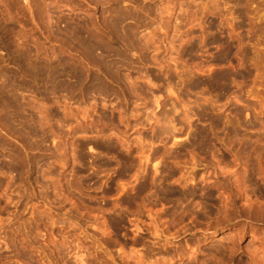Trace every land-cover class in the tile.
<instances>
[{"label": "rangeland", "instance_id": "rangeland-1", "mask_svg": "<svg viewBox=\"0 0 264 264\" xmlns=\"http://www.w3.org/2000/svg\"><path fill=\"white\" fill-rule=\"evenodd\" d=\"M135 1L0 0V71L25 53L103 79L0 100V264H264V0ZM113 5L144 14L116 81L54 31L113 47Z\"/></svg>", "mask_w": 264, "mask_h": 264}, {"label": "bare ground", "instance_id": "bare-ground-1", "mask_svg": "<svg viewBox=\"0 0 264 264\" xmlns=\"http://www.w3.org/2000/svg\"><path fill=\"white\" fill-rule=\"evenodd\" d=\"M28 4H29V2H31L32 3V1H34V2H36V0H25ZM107 1V0H106ZM116 1H120V0H116ZM130 1V0H129ZM133 1V0H132ZM12 2H13V4H16V7H17V0H12ZM19 2V1H18ZM33 2V3H34ZM69 2V1H68ZM105 2V1H104ZM135 2H137V0L135 1ZM30 3V4H31ZM54 3H56V2H54ZM100 3H102V2H100ZM111 3V2H110ZM115 3H117L118 4V2H115ZM114 3V4H115ZM138 3H140V2H138ZM57 4V3H56ZM22 5V6H21ZM142 5V4H141ZM19 6H21V7H23L24 5H23V3H21V2H19ZM31 6V5H30ZM29 6V7H30ZM114 6V5H113ZM112 6V7H113ZM116 6V5H115ZM115 6H114V8H115ZM138 5H136V8H138L137 7ZM39 7V6H38ZM122 7V6H121ZM121 7L119 6H116V8H115V10L117 9V8H119V9H117L115 12H113V17L111 16V14H110V17H112L111 18V20L109 19V21L107 22L108 24H109V26L108 27H110V38L113 40V47L110 45V48H113L111 51H110V48L107 46L108 44V42L106 43V45H102V43H99L98 42V40H97V36L96 37H94L93 35H92V33H90L91 31L90 30H88V29H86V23L84 24L83 22L82 23H79V22H72V21H68V20H66V21H63V26H62V28H61V25H60V22L63 20V15H60V13H59V15H57V17H56V19H57V21H56V24H54L55 25V30L54 31H56L59 35H61V36H64V37H67V36H70V39L72 38V42H73V40L76 42L75 44H78L77 46H79V47H82L83 49V52H80L79 51V53L81 54H84L86 57H87V60H89L88 61V64L90 65V66H95V67H97L98 69H100L101 70V72L103 71L105 74L104 75H107V76H109V78L111 77V78H113V81H116V79L118 78L119 79V77H117L116 76V73H117V71H119V70H121L120 68L122 67L123 68V66H124V64H126L125 62H126V57H128V56H124V55H126V53H127V50H129V52L130 51H133L132 49L133 48H136V45L133 43V41H135V39L136 38H134V37H136V36H134V35H136V34H134V32H136L135 31V29L136 28H134V27H132V25H130V23H129V21H138L137 19H143V17L142 18H140L141 16H144V14L143 15H140V13L138 14V15H140L139 17L138 16H133L132 15V13H129V12H131V10L128 12V10L126 9H121ZM20 8V7H19ZM26 8V7H25ZM149 8V7H148ZM17 9V8H16ZM144 10L141 12V13H143L144 11H147L146 10V8H145V5H144V8H143ZM151 10L150 11H152L153 9L152 8H150ZM19 10V9H18ZM26 10V9H25ZM114 10V9H113ZM140 10H142V6H141V8H140ZM135 11H137V10H135ZM23 12V11H22ZM134 12V11H133ZM148 12H149V10H148ZM147 12V13H148ZM112 13V12H111ZM152 13V12H151ZM23 14V13H22ZM37 14V13H36ZM136 14H137V12H136ZM145 14H146V12H145ZM152 15V14H151ZM106 19V18H105ZM131 19V20H130ZM132 19H135V20H132ZM145 20V19H144ZM101 21H103V19L101 20ZM107 21V20H106ZM135 21V22H136ZM141 21V20H140ZM87 22V21H86ZM91 22V21H90ZM105 22V21H104ZM139 22V21H138ZM107 23H105V25L107 24ZM134 23V22H133ZM137 23V22H136ZM135 23V24H136ZM107 24V25H108ZM144 24V23H143ZM93 25V24H92ZM95 25H97V24H95ZM137 25V24H136ZM140 25V24H139ZM142 25V24H141ZM140 25V26H141ZM90 26V25H89ZM143 26V25H142ZM50 27V26H49ZM87 27H88V25H87ZM91 27H94V26H91ZM91 27L89 28V29H91ZM51 28H52V26H51ZM53 28H54V26H53ZM52 28V29H53ZM134 28V29H133ZM139 28V27H138ZM137 28V30H139ZM96 29V28H95ZM94 30V29H93ZM104 30V29H103ZM107 30V29H106ZM100 32V31H99ZM98 33V32H97ZM104 33V32H103ZM137 33V32H136ZM94 34V33H93ZM99 34V33H98ZM97 34V35H98ZM229 34H230V32H229ZM107 37V36H106ZM69 38V37H68ZM2 40H4V39H2ZM100 40V39H99ZM108 40H109V38H108ZM111 40V41H112ZM137 40V39H136ZM1 41V40H0ZM5 41V40H4ZM101 41V40H100ZM123 41L125 42L124 43V45L123 46H125V49H121V45H119L121 42L123 43ZM209 41V40H208ZM68 42V41H67ZM101 42H104V41H101ZM136 42V41H135ZM190 42V41H189ZM213 42V41H212ZM110 43V42H109ZM112 43V42H111ZM5 44V43H4ZM73 44V43H72ZM0 45H2L1 44V42H0ZM145 45V44H144ZM193 45V44H192ZM205 45V44H204ZM76 46V47H77ZM74 47V46H73ZM75 47V48H76ZM144 47V46H143ZM72 48V47H71ZM124 48V47H123ZM137 48H140V46L139 47H137ZM146 47H144V49H145ZM12 49V48H11ZM77 50H79L78 48H76ZM81 49V48H80ZM98 49L100 50V54H101V56H99L100 58H98V57H94V55L96 54H94L93 55V53L97 50L98 51ZM141 49V48H140ZM138 52H139V49H136ZM141 52L143 51V49H141L140 50ZM145 52V51H144ZM19 53V52H18ZM125 53V54H124ZM143 53V52H142ZM142 53H140L139 55H141ZM223 53V52H222ZM11 55V54H10ZM15 55V54H14ZM13 55V56H14ZM30 55V54H29ZM28 54H26L25 55V53H24V55H23V53H21V54H19L18 55V57L16 56H14V58H16V59H12L13 60V63H14V65H15V67H14V70H6L5 69V71H0V78L2 79V80H0V100H1V103H2V105H1V107L3 106V109H4V111H6V110H14V109H18L17 107H19V106H17L16 107V98L14 97V93H15V89H18V87H28L29 85H31V82H35V84L37 83V82H41V83H43V84H45L47 87L49 86V87H56V86H62V85H64V84H67L68 86V88H69V90L70 89H73L74 87H76V89H77V87H79V88H81V89H87V87H90V89H96V88H103V82H102V80L100 81V79H98L97 77H99V76H97L96 74L95 75H92L91 73H86L88 70H86V72L85 71H79V70H77V68L75 69L74 67V69L73 68H71L70 66H68V64L66 65V62H65V64H63V63H59V64H56L55 62V64L54 63H50V64H46V63H42V62H40V63H38V62H32V59H31V57L29 56ZM97 55V54H96ZM127 55H129V54H127ZM12 56V55H11ZM84 56V58L86 59V57ZM143 56V58L140 56L139 58H140V60H142V59H144V55H142ZM7 57V56H6ZM29 57H30V59H29ZM11 58V57H10ZM217 58V57H216ZM224 58L226 59L227 57H226V52H224V55H222V57H220V59H219V57H218V60L216 61V62H218V61H222V60H224ZM84 59V60H85ZM128 59V58H127ZM11 60V59H10ZM83 60V59H82ZM145 60V59H144ZM143 60V61H144ZM128 61V60H127ZM215 61V60H214ZM87 62V61H86ZM92 64V65H91ZM128 64V63H127ZM126 64V65H127ZM9 65V64H8ZM71 65V64H70ZM125 67V66H124ZM1 68V67H0ZM85 68H87V67H85ZM112 68H113V71H112ZM90 69V68H89ZM81 70H83V69H81ZM229 72V71H228ZM86 73V74H85ZM121 73V72H120ZM20 75H24L27 79H25V80H23L24 81V83L22 84V83H19V81H18V77L20 76ZM97 76V77H96ZM218 79H220V80H222V81H225V80H227V78L229 77V75L228 74H216L215 75ZM117 77V78H116ZM100 78V77H99ZM106 78V77H105ZM110 78V79H111ZM24 79V78H23ZM70 79H72V83H68L67 81H69ZM211 80V79H210ZM210 80H209V82H210ZM212 80H214V79H212ZM22 81V82H23ZM119 83V82H118ZM223 83V82H222ZM125 84V83H124ZM189 84V83H188ZM201 83L200 82H195V83H191V85L189 86V89H196L199 85H200ZM37 86V85H36ZM32 87V86H31ZM64 87H66V85L64 86ZM66 87V88H67ZM36 88V87H35ZM67 88V89H68ZM21 89H23V88H21ZM27 89V88H26ZM31 89V88H30ZM86 89L85 90H83V91H86ZM101 89H99V90H101ZM89 90V89H88ZM98 90V89H97ZM188 90V89H187ZM90 91V90H89ZM72 92V91H71ZM101 92H103V91H101ZM91 93V92H90ZM89 96V95H88ZM20 101V100H19ZM19 103V102H18ZM17 103V104H18ZM21 107V106H20ZM2 109V108H1ZM19 110V109H18ZM17 111V110H16ZM15 110L13 111V114H14V112H16ZM24 111V110H23ZM3 112V111H2ZM12 112V111H11ZM21 112V111H20ZM4 113V112H3ZM6 113V112H5ZM9 113V112H8ZM16 113H19V112H16ZM11 114V113H10ZM187 114V113H186ZM189 114V113H188ZM21 114H18V116H16V114H15V117H22V116H20ZM166 115V114H165ZM190 115V114H189ZM189 115H188V117H189ZM201 115V114H200ZM6 116V120L5 121H7L8 120V114L7 115H5ZM202 116V115H201ZM200 116V117H201ZM8 117V118H7ZM167 117V116H166ZM184 117H187V116H185L184 115ZM203 117V116H202ZM201 117V118H202ZM14 118V117H13ZM19 118V119H20ZM160 118H162V117H159V118H156V122L158 123V124H160L159 122L161 121V119ZM165 118V117H164ZM16 119V118H15ZM22 119V118H21ZM20 119V120H21ZM204 119H205V117H204ZM23 120V119H22ZM26 120V119H25ZM24 120V121H25ZM1 121V120H0ZM27 121V120H26ZM167 121V120H166ZM214 122V119L213 120H211L210 122ZM217 122V121H216ZM7 123V122H6ZM6 123H3L2 124V121H1V125L3 126V125H5ZM12 123H14V122H12ZM11 123V124H12ZM18 123V122H17ZM8 124V123H7ZM6 124V125H7ZM10 124V123H9ZM8 124V125H9ZM6 125H5V127H6ZM7 125V126H8ZM28 126V125H27ZM9 127V126H8ZM11 127V126H10ZM162 127H163V125H162ZM161 127V128H162ZM165 128V127H164ZM162 129L160 132H159V134H166V129ZM9 129V128H8ZM30 129V128H29ZM35 129V128H34ZM33 129V130H34ZM32 130V131H33ZM24 131H25V129H24ZM31 130L29 131V133L28 134H30V132H32ZM37 131V130H36ZM42 131V130H41ZM15 132V131H14ZM34 133V132H33ZM33 133H31V134H33ZM15 134V133H14ZM35 134H36V132H35ZM44 134V133H43ZM46 134V133H45ZM168 134V133H167ZM174 133H172V135H173ZM37 135V134H36ZM160 136V135H159ZM32 137V136H31ZM28 147V146H27ZM121 163V162H120ZM17 170V169H16ZM192 195V194H191ZM181 198V197H180Z\"/></svg>", "mask_w": 264, "mask_h": 264}]
</instances>
